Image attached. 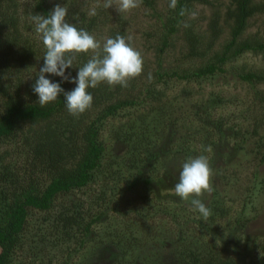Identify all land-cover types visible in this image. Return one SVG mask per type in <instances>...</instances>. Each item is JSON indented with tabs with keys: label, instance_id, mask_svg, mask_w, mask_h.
I'll list each match as a JSON object with an SVG mask.
<instances>
[{
	"label": "trees",
	"instance_id": "16d2710c",
	"mask_svg": "<svg viewBox=\"0 0 264 264\" xmlns=\"http://www.w3.org/2000/svg\"><path fill=\"white\" fill-rule=\"evenodd\" d=\"M57 4L98 40L129 35V20L102 5L89 15L78 0H0V264H18L36 230L41 245L32 236L37 252L21 264H51L39 259L49 248L69 264L91 243L101 250L95 264H264V230L249 231L264 218V68L235 72L253 95L241 110L225 90L197 99L192 86L227 76L247 53L264 58V20L250 32L264 0H178L175 10L169 0H141L155 21L154 60L142 54L144 72L127 88L92 90L93 107L79 117L63 95L41 108L32 91L44 48L30 17ZM199 6L210 16L196 17ZM172 52L179 56L167 63ZM208 146L214 190L201 197L212 212L205 222L173 189L176 163ZM159 218L172 225L149 234L144 224Z\"/></svg>",
	"mask_w": 264,
	"mask_h": 264
},
{
	"label": "clouds",
	"instance_id": "9594fccd",
	"mask_svg": "<svg viewBox=\"0 0 264 264\" xmlns=\"http://www.w3.org/2000/svg\"><path fill=\"white\" fill-rule=\"evenodd\" d=\"M140 3L141 0H115V8L124 14L138 8ZM104 6L112 8L113 0H105ZM168 6L177 9L178 0H169ZM95 14V10L89 13ZM68 15L69 9L57 4L47 15L35 14L30 17L32 30L44 48L43 66L39 69L32 91L38 97L37 104L41 108L57 102L63 95L67 112L79 117L93 107L92 90L101 85L127 88L132 80L143 74L145 61L142 53L134 47L131 35L117 34L101 41L86 28L69 23ZM195 15L193 12L192 16ZM82 55L88 59L79 65L78 57ZM75 67H78V71L72 76L68 70ZM49 75L60 77L61 81H54ZM62 81L70 82L75 87L67 91L62 87ZM211 152L212 148L208 146L201 154L186 157L173 189L205 222L212 214L201 199L205 193L214 190L213 169L208 155Z\"/></svg>",
	"mask_w": 264,
	"mask_h": 264
},
{
	"label": "rangeland",
	"instance_id": "374dc122",
	"mask_svg": "<svg viewBox=\"0 0 264 264\" xmlns=\"http://www.w3.org/2000/svg\"><path fill=\"white\" fill-rule=\"evenodd\" d=\"M261 1V0H259ZM80 4H83L85 6L90 7L92 10H96L97 7L100 5L104 6L105 0H78ZM104 9L110 10L111 12H114L117 16L121 13H119L115 8V0H113V7L112 8H106L104 6ZM151 12L147 10L145 7L140 6L134 10H132L129 13L121 14L122 16H125L127 20H129V35L133 37L132 43L134 47L139 50L143 55H146L150 61L154 60V54L152 52H149V44L148 40L150 39L149 33L154 32L155 28V21L151 18ZM211 14V10L209 7L199 6L198 7V14L196 17H209ZM264 20V15L261 17L256 18L253 21V28L250 30V32H256L258 31L259 25L262 24ZM204 27L207 24V21L204 22ZM151 39V43H152ZM178 52H172L166 57L167 63H172L176 60L178 57ZM233 68H229V70H234L233 72L229 73L227 76L220 75L216 79H212L211 81H205L201 83V86L197 83L192 85L195 90H197L200 95L197 96V99L205 98L207 99L209 96V93L212 91H223L225 90L226 97L229 99L234 100L237 104L233 108L234 110H241V108L245 107V104L247 101L252 98V93L250 92V89L245 85L244 83L240 82L238 78L234 75L235 72H240L243 68L244 69H261L264 68V58L261 56H256L253 53H247L243 55L239 60H237L235 63H232L230 65ZM200 86V87H199ZM239 112H237L235 115L239 116ZM12 153V152H10ZM14 162H18V167H23L24 164L23 158L20 157V153H18L17 156L14 158ZM176 165H178V168L181 169V163L177 162ZM175 165V166H176ZM248 172L247 174H249ZM112 221V222H111ZM111 221H106L103 227L105 230H102L101 228L98 230L100 234H104L106 229H108L107 226H109L110 223H116L115 220L111 219ZM170 220L167 218L162 222V218H159L155 221H152L150 223L144 224V227H147V232L150 234L153 232L154 227H159L158 225H162V228H165L166 223L168 222V225L171 226L172 224L169 222ZM131 221L130 223H132ZM139 222V221H137ZM107 227V228H106ZM149 228V229H148ZM161 228V227H160ZM155 230V229H154ZM264 230V218H258L255 222H253L250 225L249 231L250 234H259ZM37 230L33 231V233H30V236L26 239L31 243L24 244L20 249L17 251L16 255V261L18 264L26 263L32 261V256L37 251L35 249V245L39 244L40 236L36 235ZM36 235L37 243L34 245V241L31 238H34L32 236ZM41 245V244H39ZM41 247V246H40ZM99 246L94 245V243L89 244L84 250H81V253L74 258L73 261H71L69 264H95L97 261L100 260L99 253L101 250H97ZM49 248V247H48ZM100 248V247H99ZM162 250V249H161ZM154 252V254H159V251L157 252L156 248L152 249L150 253ZM162 252V251H160ZM41 253V252H40ZM47 254L44 256V254ZM41 254H39V259L44 261L52 260L51 264H64V262L67 260V258H64L62 254H59L58 250L54 249H48ZM147 253V252H146ZM98 256V257H97ZM102 256V255H100ZM144 253L141 257H144ZM150 258L153 256H149ZM97 260V261H96ZM107 264V263H105Z\"/></svg>",
	"mask_w": 264,
	"mask_h": 264
}]
</instances>
